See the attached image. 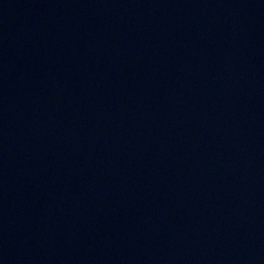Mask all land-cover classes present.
<instances>
[{
  "label": "water",
  "instance_id": "95a60500",
  "mask_svg": "<svg viewBox=\"0 0 264 264\" xmlns=\"http://www.w3.org/2000/svg\"><path fill=\"white\" fill-rule=\"evenodd\" d=\"M0 264H264V0H0Z\"/></svg>",
  "mask_w": 264,
  "mask_h": 264
}]
</instances>
